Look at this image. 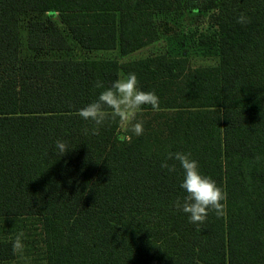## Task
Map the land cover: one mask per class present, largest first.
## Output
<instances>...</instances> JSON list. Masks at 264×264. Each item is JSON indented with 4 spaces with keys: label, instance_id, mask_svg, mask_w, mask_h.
I'll list each match as a JSON object with an SVG mask.
<instances>
[{
    "label": "trees",
    "instance_id": "obj_1",
    "mask_svg": "<svg viewBox=\"0 0 264 264\" xmlns=\"http://www.w3.org/2000/svg\"><path fill=\"white\" fill-rule=\"evenodd\" d=\"M174 3L210 12L193 39L217 64L20 55L23 15L31 51L72 39L125 56L158 39L154 13ZM128 73L160 111L144 106L141 136L111 122L85 134L93 125L77 111L104 90L95 83ZM178 151L227 192L226 215L196 225L176 210L183 169L161 163ZM29 225L43 264H264V0H0V230L14 232L0 237V262Z\"/></svg>",
    "mask_w": 264,
    "mask_h": 264
},
{
    "label": "clouds",
    "instance_id": "obj_2",
    "mask_svg": "<svg viewBox=\"0 0 264 264\" xmlns=\"http://www.w3.org/2000/svg\"><path fill=\"white\" fill-rule=\"evenodd\" d=\"M237 22L246 24L249 20L241 14ZM138 83L135 73L119 76L107 88L101 81H97L95 87L104 90L95 100L77 111V115L93 125L90 130L85 127L83 130L85 134L91 131V134L98 135L100 128L106 122H111L117 124L119 130L128 138L133 135H143V121L138 119V115L142 113L145 105H150L153 112H159L160 104L154 92L140 89ZM56 149L58 156L64 155L69 150L67 143L63 140L56 141ZM169 161L179 162L184 173L180 187L186 194L182 200L175 201L176 210L187 214L189 221L196 225L203 224L210 211H213L217 218L226 215L227 192L219 187L211 177L201 173L199 162L192 158L190 152L168 153L161 163V168L170 173L175 172L176 163L170 164ZM24 235L23 232L18 233L12 242L14 254L23 252Z\"/></svg>",
    "mask_w": 264,
    "mask_h": 264
},
{
    "label": "rangeland",
    "instance_id": "obj_3",
    "mask_svg": "<svg viewBox=\"0 0 264 264\" xmlns=\"http://www.w3.org/2000/svg\"><path fill=\"white\" fill-rule=\"evenodd\" d=\"M32 14L23 15L21 24V57H48V58H115L121 62L134 60L151 54H168L180 55L187 60V66L194 68L200 65H215L218 63V56L203 47L198 46L193 35L201 30L209 27L210 12L203 10L201 12H193L190 10H181L176 3L163 11H156L154 17L160 25V33L156 41L144 46L143 48L122 56L118 50H85L82 49L75 41L71 40L72 48L67 51H45L36 53L31 51L27 46V30L26 24ZM42 17V15L40 16ZM60 26L63 25L59 22ZM63 28V27H62ZM122 76V75H121ZM149 115L140 114L138 119L143 121ZM33 226H28L26 236L23 239L24 250L18 253L16 258L9 262H0V264H43L42 257L38 247L35 245L32 236ZM0 237H13L12 229L0 230ZM45 264V263H44Z\"/></svg>",
    "mask_w": 264,
    "mask_h": 264
}]
</instances>
